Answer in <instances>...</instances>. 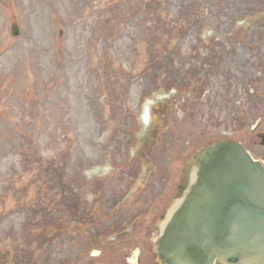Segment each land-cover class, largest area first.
Here are the masks:
<instances>
[{
  "label": "rangeland",
  "instance_id": "rangeland-1",
  "mask_svg": "<svg viewBox=\"0 0 264 264\" xmlns=\"http://www.w3.org/2000/svg\"><path fill=\"white\" fill-rule=\"evenodd\" d=\"M262 10L263 0H0V264L133 261L129 241L104 259L87 251L90 233L153 228L188 157L214 140L262 158L264 19L242 16ZM183 77L191 94L158 88ZM49 162L69 183L70 215ZM44 219L53 238L37 245Z\"/></svg>",
  "mask_w": 264,
  "mask_h": 264
},
{
  "label": "water",
  "instance_id": "water-1",
  "mask_svg": "<svg viewBox=\"0 0 264 264\" xmlns=\"http://www.w3.org/2000/svg\"><path fill=\"white\" fill-rule=\"evenodd\" d=\"M153 229L158 264H264V164L239 142L199 147Z\"/></svg>",
  "mask_w": 264,
  "mask_h": 264
},
{
  "label": "flooded vegetation",
  "instance_id": "flooded-vegetation-1",
  "mask_svg": "<svg viewBox=\"0 0 264 264\" xmlns=\"http://www.w3.org/2000/svg\"><path fill=\"white\" fill-rule=\"evenodd\" d=\"M153 220L154 219H152V221ZM149 226L151 228L145 231L144 230L113 231L111 232V234L94 239V242H92L91 247L87 251L97 249L98 250L97 254H99L100 257L104 259L105 258L104 254L112 250L115 245L120 243H127L129 241L131 242L132 246L137 247L138 251L136 253L135 259H133L134 262L130 259L129 257L130 254L128 253L127 257L125 258L126 259L125 264H158L153 249L154 229H152L151 225ZM141 233L143 234L140 235ZM216 264H223V263L216 262Z\"/></svg>",
  "mask_w": 264,
  "mask_h": 264
},
{
  "label": "trees",
  "instance_id": "trees-1",
  "mask_svg": "<svg viewBox=\"0 0 264 264\" xmlns=\"http://www.w3.org/2000/svg\"><path fill=\"white\" fill-rule=\"evenodd\" d=\"M257 10H261V9H257ZM262 18L264 19V16ZM211 52H213V50ZM213 54H214V56L212 57V59L214 61L216 59V57H215L214 52H213ZM260 65L262 68H264V63H260ZM263 71H264V69H263ZM188 80H189V78H188ZM188 80H187V78L183 77L180 80L181 81L180 87H184L186 85H189L190 80L189 81ZM166 85H170V84H168V82H166ZM42 170H43V172H46L48 170L49 182L54 183V184H52L51 188L53 189L55 187H58L60 189L59 196L57 199V203L63 209V211H65V213L67 215H70L68 202H70V200H72L74 198L72 195H69V192L67 189V186H69L68 181L61 177V174L58 173L56 166L51 162L47 163L44 167H42ZM49 182H47V185L49 184ZM76 199H78V196H76ZM73 207H74V210H76L77 203H75V205H73ZM44 216H45V214H44ZM48 218L49 217H47V219ZM53 222H55V220ZM45 223H46V225L43 226V229H40V232L38 233L39 235L36 237L37 240H38V237H40L39 240L37 241L38 245L47 244L48 241H50V239L53 238V236H48V229L46 228L48 221L46 219H44L41 225H43ZM48 225H51V224H48ZM45 228L47 229V232H45ZM26 252H28V251L26 250Z\"/></svg>",
  "mask_w": 264,
  "mask_h": 264
}]
</instances>
